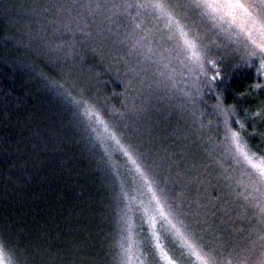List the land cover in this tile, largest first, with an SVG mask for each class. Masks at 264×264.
<instances>
[{
    "label": "trees",
    "instance_id": "trees-1",
    "mask_svg": "<svg viewBox=\"0 0 264 264\" xmlns=\"http://www.w3.org/2000/svg\"><path fill=\"white\" fill-rule=\"evenodd\" d=\"M141 2L152 6L104 40L98 21L72 35L32 0H0V225L36 264L50 247L109 264L115 180L131 160L232 263L220 237L244 220L239 194L253 200L232 138L264 157V55L200 0ZM244 8L264 26V0Z\"/></svg>",
    "mask_w": 264,
    "mask_h": 264
},
{
    "label": "rangeland",
    "instance_id": "rangeland-1",
    "mask_svg": "<svg viewBox=\"0 0 264 264\" xmlns=\"http://www.w3.org/2000/svg\"><path fill=\"white\" fill-rule=\"evenodd\" d=\"M202 4L205 0H200ZM212 4L211 8L205 7L223 25L229 28L238 37L258 51H264V26L257 20L250 17L246 8H232L228 4L231 0H207ZM183 40L190 47L193 55L198 52L194 40L181 30ZM99 137V143H104L103 133ZM242 162H247L249 175L248 194L253 200L250 205L255 204V200L261 201L264 205L260 193L264 192V157L250 153V149L238 139L232 138ZM131 160V159H130ZM113 164V163H112ZM127 164V162L125 163ZM113 165H116L113 164ZM132 173L117 174V189L114 193L117 200L116 205V237L111 247L108 257L109 264H204L207 260V250L202 248L201 243L196 240L183 225L176 215L172 214L170 207L163 198L158 187L150 181L148 176L135 164L129 161ZM251 183V185H250ZM255 184V186L253 184ZM259 211V206L255 209L249 207L247 215L252 211ZM238 217L246 215L245 208L241 209ZM246 221L238 222L235 234H225L220 237V244L232 254V263L237 264L234 258L236 253H240V259L245 260L242 249L252 247L255 237L247 239L246 233L250 231ZM258 234V233H257ZM232 239V240H231ZM227 240V242H226ZM230 241V242H229ZM226 242V245H225ZM255 258V257H254ZM228 259V258H226ZM260 254L257 253L256 264H259ZM216 264H227L218 256ZM245 264H249L245 260Z\"/></svg>",
    "mask_w": 264,
    "mask_h": 264
},
{
    "label": "snow or ice",
    "instance_id": "snow-or-ice-1",
    "mask_svg": "<svg viewBox=\"0 0 264 264\" xmlns=\"http://www.w3.org/2000/svg\"><path fill=\"white\" fill-rule=\"evenodd\" d=\"M150 6L152 5L141 2V0H32L30 10L45 23L56 24L58 28H62L66 33L72 35L76 31L83 32L84 27H87L90 21H98L97 35L101 39L107 40L113 34V29L130 26V22L135 19L132 16V11ZM201 6L196 3L192 5L197 9ZM203 6L211 8L212 4L205 0ZM228 6L236 9L243 8L244 0H231ZM119 43L123 45L124 41L121 40ZM261 55H264V51L261 52ZM239 195L245 201L242 205L246 212L243 219L251 228L250 231H247L245 238L255 237L256 241L252 247L242 249V252L249 264H256L257 253H259V264H264V205H260L259 201L257 205H250L247 196H244L243 193ZM260 195L264 200V192H261ZM257 206H259V211L253 210L250 216L247 215L249 207L255 209ZM184 227L191 231L190 225ZM201 242L203 243V241ZM204 246L208 248L206 253L208 258L204 264H216L219 252L206 243ZM234 258L237 259V264H245V260L240 259V253H236ZM0 264H36V257L31 253L22 252L10 239L3 225H0ZM39 264H90V261L80 258L75 253L61 257L50 247L46 250V254L41 256Z\"/></svg>",
    "mask_w": 264,
    "mask_h": 264
}]
</instances>
